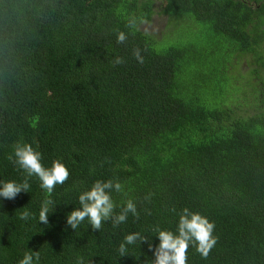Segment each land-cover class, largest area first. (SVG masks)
Segmentation results:
<instances>
[{
    "label": "trees",
    "instance_id": "trees-1",
    "mask_svg": "<svg viewBox=\"0 0 264 264\" xmlns=\"http://www.w3.org/2000/svg\"><path fill=\"white\" fill-rule=\"evenodd\" d=\"M155 2L0 0V180L26 178L8 159L18 141L69 170L51 194L33 176L29 192L0 198V264L35 251L39 264H146L147 243L120 257L124 237L158 245L153 227L176 232L185 207L217 237L207 259L190 245L187 264H264V0H162L170 23L204 27L203 45L166 47L143 30ZM97 180L121 183L116 212L131 199L139 219L67 226Z\"/></svg>",
    "mask_w": 264,
    "mask_h": 264
},
{
    "label": "clouds",
    "instance_id": "clouds-1",
    "mask_svg": "<svg viewBox=\"0 0 264 264\" xmlns=\"http://www.w3.org/2000/svg\"><path fill=\"white\" fill-rule=\"evenodd\" d=\"M136 19L128 22V27L135 28ZM127 35L124 31H118L117 42L124 43ZM133 56L138 63H144V56L140 48L133 49ZM125 63L122 57H115L112 64L120 65ZM13 151L8 159L18 165L26 173V178L22 183L13 180H0V198L4 200H15L21 192H29V177H37L40 181V187L51 194L56 185H63L69 178V170L60 161L54 160L50 167L42 164V154L36 151L30 143L16 142L12 146ZM123 191L119 182L108 180L106 182L95 181L90 190H84L79 195L80 207L67 214L66 224L71 229L76 230L87 218L89 225L94 231L102 228V223L111 221L113 227L127 221L129 214L139 219V212L136 204L128 199L119 212H116L111 193ZM151 196L144 197L150 200ZM51 200H44L39 211V222L47 225L49 223V211ZM148 212L147 209H145ZM173 211H175L173 209ZM150 214V212L148 213ZM29 212L21 213L20 219L26 220ZM215 224L206 216L199 212H193L185 207L179 213V221L176 232L162 230L159 225L153 227L152 231L159 239V244L154 245L145 235L139 232L130 233L124 237V241L119 245V255L124 257L129 255V245H135L138 241L148 244V250L152 253V258L146 261V264H187V250L190 245L196 248V251L202 258L207 259L211 250L217 244V237L214 235ZM40 252H26L19 264H39Z\"/></svg>",
    "mask_w": 264,
    "mask_h": 264
},
{
    "label": "rangeland",
    "instance_id": "rangeland-1",
    "mask_svg": "<svg viewBox=\"0 0 264 264\" xmlns=\"http://www.w3.org/2000/svg\"><path fill=\"white\" fill-rule=\"evenodd\" d=\"M164 6L165 4L163 5L162 0H156L154 6L156 14L153 16L152 22L143 25L144 31L148 32L153 38L159 41L161 47L189 42L197 43L198 45L204 44V42H202V37L204 36L203 26H200L198 23L181 25L179 22L177 27L169 22V16L163 14ZM245 65L246 63L243 64V66Z\"/></svg>",
    "mask_w": 264,
    "mask_h": 264
}]
</instances>
